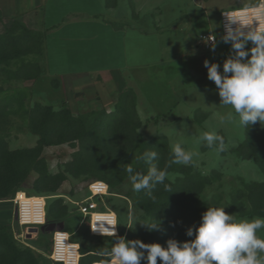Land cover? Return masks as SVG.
Instances as JSON below:
<instances>
[{"label": "rangeland", "instance_id": "rangeland-1", "mask_svg": "<svg viewBox=\"0 0 264 264\" xmlns=\"http://www.w3.org/2000/svg\"><path fill=\"white\" fill-rule=\"evenodd\" d=\"M104 1L111 23L167 31L172 40L167 58L183 49L189 52L182 60L188 67L145 86L129 83L117 94L102 92L94 79L53 78L44 37H33L21 26L11 29L14 21L32 30L38 27L46 0H0V177H7L11 185L9 197L0 199V226L11 236L17 255L25 254L21 264L54 263L48 257L52 233L40 228L20 237L12 201L18 192L47 197L48 207L58 214L49 215V221L58 219L85 255L99 257L111 250L114 240L91 236L76 206L89 195L93 181L110 185L106 203L119 214L127 240L137 230V240L145 244L166 248L170 239L187 242V230L200 226L208 208H224L237 221L264 219V174L252 152L264 145V125L221 124L232 110L219 107L216 86L207 79L204 67L207 60L219 64L223 72L231 46L221 42L220 14L247 6L245 0ZM257 3L261 0L253 4ZM206 35L216 36L215 52L203 49ZM204 132L223 137L227 150L218 153L206 142L198 144ZM178 144L199 153L193 164L168 168V179L152 192L155 202L145 191L134 192L126 166L134 169L133 175H147L150 165L140 158L156 152L153 163L164 170ZM173 205H178L175 222L166 224L167 210ZM153 224L159 230L141 226ZM258 235L264 239V229ZM92 257H85L83 264L108 261ZM13 261L8 256L0 264Z\"/></svg>", "mask_w": 264, "mask_h": 264}, {"label": "clouds", "instance_id": "clouds-1", "mask_svg": "<svg viewBox=\"0 0 264 264\" xmlns=\"http://www.w3.org/2000/svg\"><path fill=\"white\" fill-rule=\"evenodd\" d=\"M256 13L249 17L248 23H242L243 14ZM226 18L225 35L221 42L230 45V55L220 65L204 62L207 79L216 86L222 108L232 111L221 118V124H235L242 128L264 125V0L258 6H246L239 12L224 13ZM249 44L251 48L249 49ZM213 38L211 51L215 52ZM238 117V120H237ZM206 142L209 149L218 153L227 150L223 137L215 133H202L197 143ZM217 142L219 147L217 148ZM199 153L186 151L179 144L173 149V155L164 170H159L153 161L158 159L156 152H146L140 159L150 165L147 175H133L134 169L126 166L134 192L145 191L149 199L155 202L152 192L155 186L168 179V168L172 165L191 166ZM165 189L171 192L170 186ZM99 225V227H97ZM107 225L108 227H105ZM149 231L159 230L141 225ZM174 226V225H173ZM118 225L113 223H95L91 225L93 233L103 237L115 238L110 251L101 252L110 264H264V239L258 233L264 229V219L237 221L234 215L226 214L224 208H208L203 214L199 227L193 226L186 232L187 242L175 239L167 241V247L160 244H145L140 240L126 241L118 238Z\"/></svg>", "mask_w": 264, "mask_h": 264}, {"label": "crops", "instance_id": "crops-1", "mask_svg": "<svg viewBox=\"0 0 264 264\" xmlns=\"http://www.w3.org/2000/svg\"><path fill=\"white\" fill-rule=\"evenodd\" d=\"M254 1L258 0L242 3L253 7L260 4L254 5ZM107 11L104 0H46L41 24L34 30L45 32L51 77L94 79L102 92L117 94L129 83L145 86L154 78L174 75L188 67L182 60L189 52L183 49L167 58L168 44H172L167 31L118 26L107 20Z\"/></svg>", "mask_w": 264, "mask_h": 264}, {"label": "built area", "instance_id": "built-area-1", "mask_svg": "<svg viewBox=\"0 0 264 264\" xmlns=\"http://www.w3.org/2000/svg\"><path fill=\"white\" fill-rule=\"evenodd\" d=\"M258 6V5H257ZM255 7V6H254ZM242 9L223 11L220 15L222 34L225 35L226 18L224 13L239 12ZM256 13L243 14L237 17L242 23H248L249 17H255ZM213 35L203 37L202 47L209 50L213 47ZM89 195L78 202L77 213L82 217L83 221L89 228L91 236L103 239H115L103 237L99 233H93L91 225L95 223H113L118 227L116 229L118 238H121L120 224L118 214L108 207L106 198L111 195L109 185L102 181H93L88 186ZM17 212V225L22 229L20 237H28L32 234L33 229H40L47 225V197L29 196L25 192H18L12 200ZM99 227V225H97ZM105 227H108L105 225ZM125 236H122L124 238ZM51 251L49 258L56 264H80L81 252L80 244L72 240V234L67 230H56L52 233Z\"/></svg>", "mask_w": 264, "mask_h": 264}, {"label": "trees", "instance_id": "trees-1", "mask_svg": "<svg viewBox=\"0 0 264 264\" xmlns=\"http://www.w3.org/2000/svg\"><path fill=\"white\" fill-rule=\"evenodd\" d=\"M19 26H21V28L25 31V32H27L29 35H33V37H39V38H45V32H40V31H36V30H32V29H29L26 25H23V24H21V22H18V21H14L13 23H12V25H11V29H17ZM17 27V28H16ZM114 120V119H113ZM112 121V120H111ZM111 126V130L113 129V126L114 125H112V124H110ZM161 144V143H160ZM252 152H253V155H254V158H255V160H256V162L260 165V166H262V171H263V174H264V167H263V164H262V160L264 159V145H259L258 147H256V148H253V150H252ZM106 183V182H105ZM109 185V184H108ZM10 186L11 185H9L8 184V179H7V177H4V176H2V177H0V199H7V197H9V195H10ZM191 186V185H190ZM193 187V186H192ZM109 188H110V190H111V187H110V185H109ZM262 190H263V192H262V206H264V184L262 185ZM110 193H111V191H110ZM183 193V192H182ZM240 194H241V192H239ZM29 195V194H28ZM29 196H33V195H29ZM108 198V197H107ZM106 198V199H107ZM178 205H176V206H174L173 205V207L172 208H169L168 210H167V213H166V217H167V219H166V224H173L174 222H175V216H174V214H173V212L176 210V207H177ZM118 214V213H117ZM49 215L50 216H55V215H58V214H55V212H54V210H53V208H51V206L50 207H48V202H47V218H48V223H47V225L45 226V228L48 226V225H50V224H59L60 222H59V220L57 219V220H55V221H49ZM118 218H119V224L121 223L120 222V216H119V214H118ZM5 231V228L4 227H2V226H0V259H2L3 258V261H6V258L8 257V256H11L12 258H14V261H13V264H21L22 262H23V258H24V256H25V254H20L19 256L17 255L18 253H17V249H16V246H15V244L12 242V238H11V236L10 235H8V233H6V232H4ZM45 231H46V229H45ZM87 231H88V233H89V228H88V226H87ZM47 232V231H46ZM90 234V233H89ZM120 234H121V237L123 236L122 235V231H121V224H120ZM125 239H126V241H130V239H132V241H135V240H137L138 238H139V233L137 232V230L136 231H133L132 232V234H130V236H129V239L127 240V236L126 237H124ZM99 239H103V238H99ZM72 240L74 241V242H77L75 239H74V237L72 236ZM109 240H114V239H109ZM77 243H79V242H77ZM80 244V243H79ZM51 251V250H50ZM80 252H81V255H82V258H81V262H80V264H83V260H84V258L85 257H87V256H94V257H92V258H98L99 256L98 255H96L95 253H88L87 255H85L84 253H83V248H82V246H81V244H80ZM49 254H50V252H49ZM99 258H101V259H103V258H108V257H106V256H100ZM110 260H109V258H108V261L107 262H109ZM53 262V261H52ZM106 262V264H108ZM54 263V262H53ZM54 264H56V263H54Z\"/></svg>", "mask_w": 264, "mask_h": 264}, {"label": "water", "instance_id": "water-1", "mask_svg": "<svg viewBox=\"0 0 264 264\" xmlns=\"http://www.w3.org/2000/svg\"><path fill=\"white\" fill-rule=\"evenodd\" d=\"M15 219H17V212L16 211H15ZM45 229H46L47 232L53 233L56 230H63L64 229V225L62 223L50 224L46 228H45V226L41 228L42 231H45ZM38 231H39V229H33L32 230V232H34V233H37Z\"/></svg>", "mask_w": 264, "mask_h": 264}, {"label": "bare ground", "instance_id": "bare-ground-1", "mask_svg": "<svg viewBox=\"0 0 264 264\" xmlns=\"http://www.w3.org/2000/svg\"><path fill=\"white\" fill-rule=\"evenodd\" d=\"M98 262V261H97ZM99 263V262H98ZM97 264V263H96ZM108 264H110V261L108 262Z\"/></svg>", "mask_w": 264, "mask_h": 264}]
</instances>
